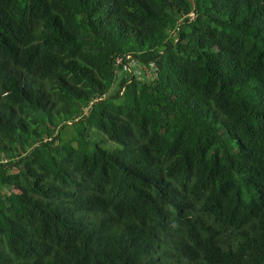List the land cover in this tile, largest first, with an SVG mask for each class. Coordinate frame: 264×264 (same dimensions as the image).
I'll return each instance as SVG.
<instances>
[{
	"label": "trees",
	"instance_id": "16d2710c",
	"mask_svg": "<svg viewBox=\"0 0 264 264\" xmlns=\"http://www.w3.org/2000/svg\"><path fill=\"white\" fill-rule=\"evenodd\" d=\"M0 264H264V0H0Z\"/></svg>",
	"mask_w": 264,
	"mask_h": 264
},
{
	"label": "rangeland",
	"instance_id": "374dc122",
	"mask_svg": "<svg viewBox=\"0 0 264 264\" xmlns=\"http://www.w3.org/2000/svg\"><path fill=\"white\" fill-rule=\"evenodd\" d=\"M130 65V67L132 68V72L135 73V74H141L142 73V70H141V67L139 65H136L133 61H128V63ZM143 76V74L141 75ZM119 89V86L117 83H115L111 89L109 90V93L108 94H113V93H116ZM97 101V100H96ZM107 147H109V144H107Z\"/></svg>",
	"mask_w": 264,
	"mask_h": 264
},
{
	"label": "built area",
	"instance_id": "2783aa9c",
	"mask_svg": "<svg viewBox=\"0 0 264 264\" xmlns=\"http://www.w3.org/2000/svg\"><path fill=\"white\" fill-rule=\"evenodd\" d=\"M129 55L127 56V62L124 64L123 63V58H118V64H123V66L125 67V68H128L129 70H131L132 71V68L130 67V65L129 64H127L128 63V61H133V60H131V59H129ZM134 62V61H133ZM136 65H139L140 67H141V70H142V72L143 71H148V68H147V66H143V65H141L140 63H137V62H134Z\"/></svg>",
	"mask_w": 264,
	"mask_h": 264
}]
</instances>
